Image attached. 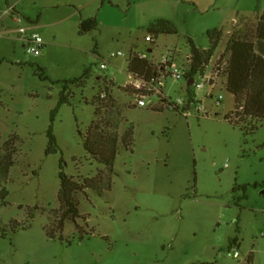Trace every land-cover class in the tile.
Returning a JSON list of instances; mask_svg holds the SVG:
<instances>
[{
    "label": "rangeland",
    "instance_id": "rangeland-1",
    "mask_svg": "<svg viewBox=\"0 0 264 264\" xmlns=\"http://www.w3.org/2000/svg\"><path fill=\"white\" fill-rule=\"evenodd\" d=\"M158 20L173 21L178 34L147 42ZM248 20L241 28L253 39L256 17ZM23 27L42 37L41 55L24 48ZM234 32H224L204 72L221 67L214 92L198 91L211 115L192 104L188 118L163 105H134L128 65L135 52L158 65L170 51L190 68L189 37L209 45L202 11L190 0H0V161L16 137L15 165L7 181L0 176V264H264V121L242 119L226 89ZM89 68L56 117L61 153L47 155L64 83ZM166 90L173 100L195 98L184 80L169 78ZM109 95L115 107H106ZM94 120L119 129L113 188L79 194L81 218L60 231L61 160L82 183L105 168L85 146Z\"/></svg>",
    "mask_w": 264,
    "mask_h": 264
},
{
    "label": "trees",
    "instance_id": "trees-1",
    "mask_svg": "<svg viewBox=\"0 0 264 264\" xmlns=\"http://www.w3.org/2000/svg\"><path fill=\"white\" fill-rule=\"evenodd\" d=\"M256 21L257 29L253 39L248 35L244 36L241 28L242 26L248 25V19H241L238 28L235 29L234 34L230 38L227 53V56L230 57L227 60L226 67V89L235 97L234 111H236V113L242 111V119L250 118L255 120L256 125H258L259 122L264 121V12L256 18ZM91 23L92 28H97L98 23L96 19ZM150 33H152V36L153 34L154 36L160 34L170 35L178 34V30L171 21L158 20L151 26ZM207 37L209 39V47L207 49L198 47L192 38L188 39L191 49V56L188 58V62L191 65L190 69L188 68L186 72L185 77L187 80L194 79L199 74H204L218 51L224 37V32L217 29L211 30L207 33ZM128 69L130 74L134 77L145 78L146 80L155 77L159 70L157 65L150 62L148 59L141 58L136 52L132 54L129 60ZM91 73L92 69L89 68L85 70L82 77L64 83V88L60 93L59 104L51 113V125L48 130L49 144L46 152L47 155L61 153V147L59 146L58 138L55 134V121L60 108L64 105L72 104L67 93L70 85L81 83L83 80L87 79ZM43 74L44 72L42 71V77H44ZM106 101H110L111 103V105L106 107L116 106V102L112 96L109 95ZM192 101L190 103H192ZM190 107L191 105L189 109ZM100 112V108H96L95 116H98ZM232 118V116H227L228 120H232ZM236 123L239 124L240 122ZM111 126L112 125L106 127L104 124L94 120L87 132L85 141L87 151L99 161L100 164L105 166L104 169L99 170L97 176L93 178L89 177L82 183L78 181L75 176L66 174L63 166L64 160H61V188L59 191L61 210L60 217H58L60 231H64L66 222L72 221L77 223V220L81 218L80 202L78 201L79 194L86 193L88 190H93L99 196H102L105 192L111 191L113 188L115 162L119 154L121 139H119V135L117 134L119 130L116 128L117 126ZM115 128L116 131L114 133L108 131V129ZM256 129H253V132H255ZM253 132L251 131V133ZM129 143L127 147L130 148L132 144L130 145ZM6 147H8L10 152L16 151L15 136H11L7 140ZM10 152L0 161V176H4L5 181L9 179L11 169L15 165V160ZM4 195L1 196L2 199H6L9 193L7 192ZM235 242H238V240L233 241L232 244Z\"/></svg>",
    "mask_w": 264,
    "mask_h": 264
},
{
    "label": "built area",
    "instance_id": "built-area-1",
    "mask_svg": "<svg viewBox=\"0 0 264 264\" xmlns=\"http://www.w3.org/2000/svg\"><path fill=\"white\" fill-rule=\"evenodd\" d=\"M17 21L21 22V19L17 18ZM20 32L24 35V40L26 43V49L36 55H41L42 48L44 47V41L42 37L33 30L32 27H23L20 29ZM154 36L148 35L146 37L147 42H155ZM171 52L160 61L157 65L158 67V74L151 78H137L131 75L134 78V81L130 83L129 86L133 87L135 90V99L134 105L140 108H155V106L163 105L166 108H171L174 111L181 113L189 118L192 115L191 109L189 106L192 104L196 108L198 107V112L200 113L201 117H209L211 115L210 110L207 109V106L204 104L205 99L199 98L198 91L203 90L204 88H209V91L214 92L215 86H217V81L219 79V74L221 67L216 71L214 76L212 74H199L194 79H186V72L188 68L184 65H181L173 59V57H169ZM122 55V52H118L117 54H113V57ZM141 58L149 59L146 53L139 54ZM101 67L103 69L107 68L106 61L102 62ZM227 67V60L224 68ZM190 69V68H189ZM169 78L177 79V80H184L189 87H192L195 91V98L194 96L189 99L188 102L185 100L177 99L173 100L166 90V81ZM106 93H102V97H106ZM212 96V93L211 95ZM222 98V96H221ZM220 98V100H221ZM193 100V101H192ZM192 101V103H190ZM221 102H217V105H220ZM153 110V109H152ZM264 237V235H263ZM234 258L240 259L241 254L238 250L234 252Z\"/></svg>",
    "mask_w": 264,
    "mask_h": 264
},
{
    "label": "crops",
    "instance_id": "crops-1",
    "mask_svg": "<svg viewBox=\"0 0 264 264\" xmlns=\"http://www.w3.org/2000/svg\"><path fill=\"white\" fill-rule=\"evenodd\" d=\"M190 2L202 11L203 32L206 35L209 31L216 29L231 35L241 19L252 20V18H257L264 12V0H190ZM23 46L25 48L26 43ZM208 47L209 45L201 48L207 49ZM226 60H228V56ZM213 62L214 59L211 63Z\"/></svg>",
    "mask_w": 264,
    "mask_h": 264
},
{
    "label": "water",
    "instance_id": "water-1",
    "mask_svg": "<svg viewBox=\"0 0 264 264\" xmlns=\"http://www.w3.org/2000/svg\"><path fill=\"white\" fill-rule=\"evenodd\" d=\"M230 56H228V59H229Z\"/></svg>",
    "mask_w": 264,
    "mask_h": 264
}]
</instances>
